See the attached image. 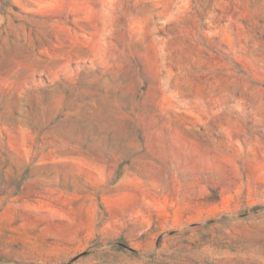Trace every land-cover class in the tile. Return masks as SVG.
Returning a JSON list of instances; mask_svg holds the SVG:
<instances>
[{"label": "rangeland", "instance_id": "rangeland-1", "mask_svg": "<svg viewBox=\"0 0 264 264\" xmlns=\"http://www.w3.org/2000/svg\"><path fill=\"white\" fill-rule=\"evenodd\" d=\"M0 264H264V0H0Z\"/></svg>", "mask_w": 264, "mask_h": 264}]
</instances>
